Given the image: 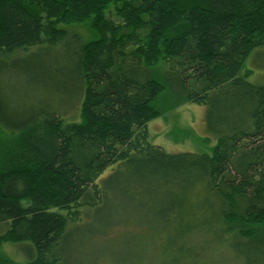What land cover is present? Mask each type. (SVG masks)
Returning a JSON list of instances; mask_svg holds the SVG:
<instances>
[{"label":"trees","instance_id":"1","mask_svg":"<svg viewBox=\"0 0 264 264\" xmlns=\"http://www.w3.org/2000/svg\"><path fill=\"white\" fill-rule=\"evenodd\" d=\"M84 23L96 37L79 46L80 121L54 113L11 132L0 126V224L10 226L0 249L30 242L27 264H61L68 228L85 209L117 188L121 207L131 191L142 216L144 198L170 187L176 201L160 212L165 233L172 215L185 222L181 237L217 227L264 253V84L242 74L264 48V0H0V57L55 45L67 34L60 25ZM161 71L176 77L179 92L164 111L210 107L207 126L217 135L210 154H169L148 142V124L162 114L155 103L171 90ZM218 97L233 100L234 121L217 117ZM207 211L211 217H200ZM127 226L119 217L110 228ZM0 264L11 262L0 256Z\"/></svg>","mask_w":264,"mask_h":264},{"label":"rangeland","instance_id":"2","mask_svg":"<svg viewBox=\"0 0 264 264\" xmlns=\"http://www.w3.org/2000/svg\"><path fill=\"white\" fill-rule=\"evenodd\" d=\"M59 28L66 30L67 34L55 45H43L10 57H0V65L4 66L0 72V126L6 132H11L14 124L54 113L68 123L80 121L85 86L79 70V46L96 36L88 23L60 25ZM250 71L249 83L264 84V48L256 49L246 61L242 74ZM159 75L171 78V90H167L166 100L160 99L155 103L162 114L148 124V142L169 154H210L217 143L216 131L211 132L207 126L210 107L186 103L164 111L167 105L177 101L179 92L176 77L170 71H161ZM214 103L217 117L234 121L235 116L230 114L234 106L232 99L218 97ZM240 110V107L236 108L235 114ZM217 123L219 121L214 117L213 128L218 127ZM115 169L109 168L99 183L106 181ZM114 183L116 180L110 186ZM112 191L115 198L108 195L102 206L91 212L85 209L81 222L69 226L64 242L65 259L61 264H264L263 249L257 245L251 247L246 239L242 242L234 240L217 227L202 236L181 237L178 231L185 222H175L171 215L170 230L165 233L161 214L176 201L170 187L159 188L156 200L144 198L142 216H139L141 208L137 212L133 210L131 191L127 192V208L118 203L121 190L116 188ZM160 199L162 203L159 204L157 201ZM199 202L206 203V200L203 197ZM208 212H203L200 217H211ZM119 217H124L130 227L110 228ZM9 227V223L0 224V236ZM34 252L30 242L5 243L0 256L11 264H27Z\"/></svg>","mask_w":264,"mask_h":264}]
</instances>
